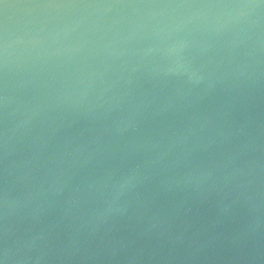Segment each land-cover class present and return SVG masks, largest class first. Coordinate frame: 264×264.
<instances>
[{
	"label": "water",
	"instance_id": "water-1",
	"mask_svg": "<svg viewBox=\"0 0 264 264\" xmlns=\"http://www.w3.org/2000/svg\"><path fill=\"white\" fill-rule=\"evenodd\" d=\"M0 264H264V0H0Z\"/></svg>",
	"mask_w": 264,
	"mask_h": 264
}]
</instances>
